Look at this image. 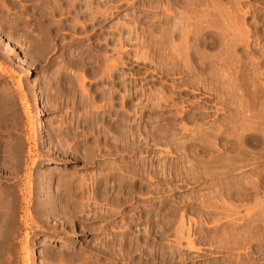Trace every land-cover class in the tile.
<instances>
[{"label":"rangeland","instance_id":"374dc122","mask_svg":"<svg viewBox=\"0 0 264 264\" xmlns=\"http://www.w3.org/2000/svg\"><path fill=\"white\" fill-rule=\"evenodd\" d=\"M13 196L11 264H264V0H0Z\"/></svg>","mask_w":264,"mask_h":264},{"label":"bare ground","instance_id":"6f19581e","mask_svg":"<svg viewBox=\"0 0 264 264\" xmlns=\"http://www.w3.org/2000/svg\"><path fill=\"white\" fill-rule=\"evenodd\" d=\"M37 126H39V127L37 128V130L35 129V132L39 130L41 125L37 124ZM15 153H16L14 156L15 158H16V155H19V157H20V155L22 153V148H18V150L16 149ZM45 160H46V163L52 162V161H49L48 159H45ZM16 161H17V163L20 164L19 160L16 159ZM33 162H34V159L32 160V163ZM105 177H104V179L102 178L101 180H97L95 182V185H94L95 188L94 189H97L99 192L105 193V190L107 189V183H106L107 177H106V179H105ZM45 178H47V177L42 176L41 173L37 174V179L39 181L38 182L39 184H42L41 181ZM65 183H66V187H65L66 189L63 188L64 189L63 191L68 192L70 190V191H72V195H76L77 192L75 190L81 189L83 187L80 182L74 183L70 179L66 180ZM101 185H103V187H101ZM73 190L75 192H73ZM64 192H61V190H58L57 193H54L51 197L49 196L50 199H49V197H47L46 202H45L46 206L43 205V206H45V208L44 207L43 208L47 209L48 212L53 214V215H55V214L61 215V217L66 219L67 222H70V221H75V223L81 222L78 219H74V218H80L82 215H84V212H85L87 206H89V205H87V203L83 202V200H81V197L74 198L69 194L70 192H68V193H64ZM32 193H34V192H32ZM38 193L36 195L35 194L34 195L38 197V195H39ZM23 195H24V193L22 194V196ZM19 202L21 203V202H23V200L21 199L19 201V197L13 196L12 202H11V200H9L8 202H5V203L2 202L3 204H2V206H0V216H1L0 220L3 223V228H4L3 230H0V264H11V260H10V258H8L7 255L11 256L10 250L13 251V249H12L13 232L15 231V228H16L15 227L16 226V217L18 214V208H19L18 203ZM33 202H34L33 204H35L36 199ZM27 203H28V201H27ZM37 204H38V202H37ZM51 214H49V215H51ZM2 216H4V217H2ZM27 220L28 219L25 217L24 221L26 223L28 222ZM26 225L29 226L30 224L27 223Z\"/></svg>","mask_w":264,"mask_h":264}]
</instances>
